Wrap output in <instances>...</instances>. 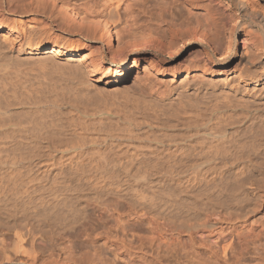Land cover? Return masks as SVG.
Wrapping results in <instances>:
<instances>
[{
  "label": "bare ground",
  "instance_id": "6f19581e",
  "mask_svg": "<svg viewBox=\"0 0 264 264\" xmlns=\"http://www.w3.org/2000/svg\"><path fill=\"white\" fill-rule=\"evenodd\" d=\"M263 186L264 0H0V264H264Z\"/></svg>",
  "mask_w": 264,
  "mask_h": 264
},
{
  "label": "rangeland",
  "instance_id": "374dc122",
  "mask_svg": "<svg viewBox=\"0 0 264 264\" xmlns=\"http://www.w3.org/2000/svg\"><path fill=\"white\" fill-rule=\"evenodd\" d=\"M7 94V93H6ZM9 94H7V96H8ZM43 97V96H42ZM11 97H8V99H5L6 101H8L9 99H10ZM37 98H39V96L37 97ZM41 98V97H40ZM36 99V98H35ZM11 100V99H10ZM42 99H39L38 101H41ZM9 102V101H8ZM7 102V103H8ZM11 102V101H10ZM12 103H8L7 105L9 106V105H11ZM10 107V106H9ZM69 116V115H68ZM66 117L65 116V123L67 122V120H68V123H69V118H71L70 116L69 117ZM59 118H60V116H59ZM61 119V118H60ZM67 124V123H66ZM68 126H70V125H68ZM71 127V126H70ZM70 127H67V125L65 126V128H70ZM65 131H66V129H64ZM70 130H72V127H71V129ZM70 130H67L68 132H69V135H67V133H66V136L67 137H69V136H73L72 134H73V131H72V133L70 132ZM65 133H63V134H65ZM71 133V134H70ZM160 133L161 134H165V131H160ZM95 134H93V136H94ZM101 135V134H100ZM143 136H145L146 134H142ZM141 135V136H142ZM71 137H69V138H71ZM74 138H76L75 136H74ZM73 138V139H74ZM77 138H78V136H77ZM76 138V139H77ZM74 141H77V140H75L74 139ZM213 160H214V158H213ZM211 161V163H212V165L214 164V162H216L217 161V166L220 164L219 162H218V159H216V161L214 160V161ZM182 163V164H181ZM181 163L178 161V162H175V161H169V160H163V161H161V165H162V167H163V170L165 169V168H168V170L169 169H172L171 171L169 170V171H167V170H165V171H167V173L168 172H170L171 174L173 173L172 171H175V168L178 166V164L179 165H181V166H179L180 168L181 167H183V166H185L183 163H185V162H183V161H181ZM188 162L186 161V163L185 164H187ZM131 164V162L130 161H124V162H122V164L121 165H119V167H121V168H117L118 169V171L116 170V168L115 167H113V168H115L114 170H113V168L111 169V171H107L108 172V174L106 175V178H107V180L109 181V183H111L112 181H114V182H119V184L117 183V187H120L121 188V186H122V188L124 187V189L126 188V186H127V189L129 190V188L128 187H130V190H131V188H133L134 187V185L136 186L137 184L135 183V184H133L134 182H136V180H139V178H138V176L139 175H141V176H144V175H142L141 174V171L142 172H144V169L143 168H139V166L141 167V165H134V166H131L130 165ZM160 165V166H161ZM216 165V163L214 164V166ZM138 166V167H137ZM137 167V168H136ZM179 167H177L176 169L178 170V169H180ZM141 170V171H139V169ZM122 171H121V170ZM124 169H126V170H128L127 171V173H126V170H125V172H123L124 171ZM132 169V170H131ZM158 169H159V167H158ZM110 170V169H109ZM136 172H135V171ZM120 171V172H119ZM130 171V172H129ZM138 171H139V173H138ZM134 172H135V174H137V177H135V178H133V177H131L130 175H132V174H134ZM131 173V174H130ZM120 174V175H119ZM125 174H127V175H125ZM145 174V173H144ZM120 177H119V176ZM130 176V178H132V179H130L129 178V176ZM184 175H186V176H184ZM184 175H182V176H179V177H177L176 178V180H175V184L176 185H178L179 187H180V185H182V187L184 188V185L186 186V181H187V173L185 174L184 173ZM92 177H93V175H91ZM91 176L90 177H88V176H85V179H83L84 181H87V180H89V179H91ZM135 176V175H134ZM140 176V177H141ZM246 176H248V174H247V172L244 174V175H240V176H232V177H225V178H223V180L226 182V184H232V183H234V182H236V181H238L239 179H242V178H245ZM220 177V176H219ZM118 178H119V180H118ZM178 178H179V180H178ZM263 178V177H262ZM261 177L259 178V182H258V184H260L259 186H262V184L263 183H260V179H262ZM135 179V180H134ZM218 179H220V178H217L216 180H218ZM254 179V178H253ZM118 180V181H117ZM178 180V181H177ZM216 180H213V179H210L209 180V182H208V184H206V186H207V188H209L208 190H212V192H215V191H213V190H217V186H216ZM256 180V177H255V179L253 180V183H254V181ZM121 181V182H120ZM257 181V180H256ZM178 182V183H177ZM228 182V183H227ZM120 183H122L121 184V186H120ZM179 183H180V185H179ZM254 184H257V183H254ZM131 185H133V187H131ZM50 186H52V185H50ZM164 186V187H163ZM231 185H229V187H230ZM161 187H163V188H166V186L165 185H162V186H160V188L159 189H161ZM182 187H180V189H182ZM232 187V186H231ZM162 199V198H161ZM172 199V201H173V198H171ZM170 199V200H171ZM164 202H162V201H160L162 204L163 203H166L165 201H167L165 198L164 199H162ZM170 200H168L169 202H168V204H166V205H168L171 209H173L174 210V206H175V204H174V202L175 201H173V207H172V205H171V203H172V201H170ZM239 202H240V200H239ZM243 203V202H242ZM251 204V205H250ZM249 205H250V210H252V212H247V211H250V210H248L249 209V205H248V207L246 206H244L243 204H240L241 206L240 207H242V206H244V207H242L241 209L243 210V209H245L244 211H240L241 213H242V215L239 213V211H237V212H235V209L233 210H231V209H227L226 210V208L228 207V206H226V208L224 209V210H220L219 212H216L219 216L216 218V220L218 221V219L220 220V221H224V222H232V223H235L234 225L236 226V227H238V226H241L242 227V229H240L239 228V232L241 233V236H242V238L244 239V244H245V246L247 247V249H249V250H251V247H249L248 246V241L251 239V238H256V236L257 235H260L261 234V232H263L264 231V186L262 187V189H261V193H260V197H259V199H258V201H256V203L252 200L251 201V203H250ZM246 208H248V209H246ZM223 209V208H222ZM226 210V211H225ZM231 210V211H230ZM243 212H244V214H243ZM190 213L192 214L193 212L190 210ZM190 214V215H191ZM192 216H194L193 214H192ZM212 216H213V212H211V211H206V212H204L203 213V215L201 216V219H211L212 218ZM190 219L192 220V219H195L194 217H191L190 216ZM239 224V225H238ZM243 224V225H242ZM249 233H252L253 235H252V237H246V235H248ZM253 238V239H254Z\"/></svg>",
  "mask_w": 264,
  "mask_h": 264
}]
</instances>
